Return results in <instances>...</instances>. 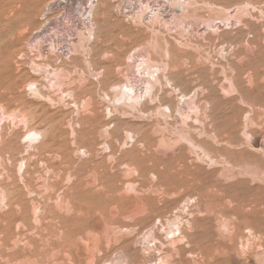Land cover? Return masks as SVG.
I'll return each instance as SVG.
<instances>
[{
	"label": "rangeland",
	"instance_id": "rangeland-1",
	"mask_svg": "<svg viewBox=\"0 0 264 264\" xmlns=\"http://www.w3.org/2000/svg\"><path fill=\"white\" fill-rule=\"evenodd\" d=\"M0 264H264V0H0Z\"/></svg>",
	"mask_w": 264,
	"mask_h": 264
}]
</instances>
